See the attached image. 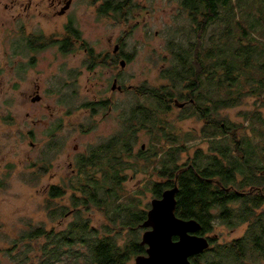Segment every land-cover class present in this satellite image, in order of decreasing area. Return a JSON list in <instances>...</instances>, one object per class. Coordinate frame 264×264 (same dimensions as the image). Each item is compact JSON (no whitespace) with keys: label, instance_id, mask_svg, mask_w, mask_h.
<instances>
[{"label":"trees","instance_id":"trees-1","mask_svg":"<svg viewBox=\"0 0 264 264\" xmlns=\"http://www.w3.org/2000/svg\"><path fill=\"white\" fill-rule=\"evenodd\" d=\"M179 1L188 13L195 38L188 40V46L172 41V62L161 73L168 83L159 88L136 87L135 95L140 101L121 113L117 134L78 154L74 161L76 174L49 187L45 204L48 217L61 218L72 211L75 220L59 232L48 230L43 224L22 231L7 248L17 264L28 261L31 243L41 238L45 244L40 248L39 264H55L67 252L66 248L75 245L86 252L77 250L70 254L82 258L83 264H131L135 256L144 254L145 246L141 245L138 232L149 205L141 204L139 190H126L124 183L129 171L135 174L151 171L162 179L144 181L153 197H160L164 189L176 183L175 214L198 221L201 226L198 234L211 232L215 221L231 228L247 225L243 237L215 244L193 257L192 264H242L245 259L264 256V116L258 110L249 113L246 120L251 125L247 126L218 118L220 109L237 106L247 94L264 98V46L260 47L249 32L259 24L264 28V0H253V4H261L259 13L249 0ZM132 6V0H105L102 12L127 17ZM237 12L243 21L236 19ZM250 16L256 22L248 23L246 29L243 22ZM221 18L227 19L226 24L234 21L235 34H230L227 28L224 40L205 46L203 38L208 27ZM38 41L32 40L27 48L37 50L48 44ZM186 89L192 92L194 102L188 105L189 110H181L180 119L197 116L203 120L201 136L208 147L207 152L197 147L187 161L180 163L181 153L188 148L177 144L178 134L166 131L169 123L164 116L170 112L174 99L182 100L181 92ZM248 129L252 136L243 132ZM142 130L158 138L136 152L133 147L137 133ZM259 137L260 147L252 142ZM161 139L169 140L170 144L159 145L163 143ZM49 145L50 150L59 149L58 143ZM68 189L69 206L54 204V199L62 197ZM91 208L102 211L107 219L102 232L84 217ZM20 244L26 248L14 254Z\"/></svg>","mask_w":264,"mask_h":264},{"label":"rangeland","instance_id":"rangeland-1","mask_svg":"<svg viewBox=\"0 0 264 264\" xmlns=\"http://www.w3.org/2000/svg\"><path fill=\"white\" fill-rule=\"evenodd\" d=\"M75 1L73 26L83 39L79 48L86 46L98 54L99 50L111 49L115 37L123 35L125 38L127 48L124 53L131 59L126 60L124 67L119 62L113 67L119 75L114 91L110 89L112 71L98 65V59H95L97 63H92L91 54L86 50H59L55 41L64 36L66 17L51 14L47 0H0V264H17L7 248L22 231L43 224L48 230L59 232L75 220L71 211L61 218L48 217L45 204L49 187L62 184L76 173L73 162L78 154L117 134L121 113L140 101L135 95L138 87L159 88L168 83L161 77V69L172 61L170 42L181 41L188 46L187 40L195 38L188 13L179 0H132L137 9L123 24L108 16H100L96 12L95 0ZM249 1L259 13L260 2L253 4V0ZM254 18L250 16L243 26L249 28V24L256 22ZM236 19L244 20L240 12H237ZM226 21V18H221L208 27L203 38L205 46H214L216 40H224L222 36L227 28H230V34H235L234 21L229 20L228 24ZM249 32L263 47L264 28L259 24ZM28 36L41 44H48L41 49L30 50L25 41ZM110 38L113 39L111 42ZM21 41L23 43L19 44ZM133 48L135 52H130ZM16 52L25 54L17 55ZM20 62L24 63V69L18 71ZM260 62H263L262 58ZM117 85L125 86V91H117ZM129 86L137 88L129 89ZM249 88L250 85L244 90ZM102 98L116 102L110 105L113 106L111 110L108 105L85 106ZM94 106L97 111L90 108ZM171 108L164 116L169 123L166 131L178 134L177 144L188 148L181 153L179 162L187 161L197 147L207 152L208 143L201 136L203 120L197 116L180 119L183 112L173 104ZM255 110L264 116V98L247 94L237 106L220 109L218 118L247 126L251 121L246 117ZM243 132L252 136L250 129ZM137 135V143L133 147L136 152L143 144L145 149L158 138L147 130ZM252 142L254 145L258 143L259 147L262 144L260 137L253 138ZM56 143L59 149H48L49 144ZM164 144H170L169 140L159 143ZM155 148L158 150L157 146ZM128 174L129 178L124 183L126 190H139L141 194L137 196L141 204L150 207L154 197L144 181L160 182L162 179L151 171L136 174L129 171ZM70 194L68 189L62 197L54 199V204L69 206ZM84 217L101 232L102 226L107 224L103 212L96 208L85 212ZM245 228V225L231 228L215 221L213 231L206 235L213 237L216 244H224L243 235ZM113 232L116 233L117 229ZM143 232L141 227L138 232L140 240ZM44 244L43 238L31 243L25 264H39L42 259L40 248ZM25 248L20 244L14 254ZM65 250L67 252L55 264H83V259L73 257L70 251L86 252L85 248L75 245ZM131 264H134L133 259ZM242 264H264V257L245 259Z\"/></svg>","mask_w":264,"mask_h":264},{"label":"water","instance_id":"water-1","mask_svg":"<svg viewBox=\"0 0 264 264\" xmlns=\"http://www.w3.org/2000/svg\"><path fill=\"white\" fill-rule=\"evenodd\" d=\"M141 147L144 149V144ZM177 192L175 183L150 201L146 219L140 225L144 228L140 243L145 253L135 256L134 264H192L193 257L209 248L208 238L197 234L201 227L198 221L176 216Z\"/></svg>","mask_w":264,"mask_h":264},{"label":"flooded vegetation","instance_id":"flooded-vegetation-1","mask_svg":"<svg viewBox=\"0 0 264 264\" xmlns=\"http://www.w3.org/2000/svg\"><path fill=\"white\" fill-rule=\"evenodd\" d=\"M47 1L49 2L48 8H49V11L51 12V14L53 13V15L66 17L64 36L62 38H58V39L56 38V41H55L56 42L55 44H57V46L59 47V50L61 52H70V51H73L74 49H76V50L82 49L83 51L86 50V52L91 54L90 59H91L92 63H97V62H95V59H98L99 60L98 65H101L102 67L107 68L108 70L112 71V74H111L112 82L110 84V86H111L110 89H111V91H114L115 90L114 84L115 83L118 84L119 75H118V73H115L113 71V67L115 68V66H117L118 62H119L121 67H124L126 64V60L131 59L130 55H127L124 53V52H126L127 45L124 42L125 38L123 37V35L117 36L114 38V46L111 49H109V50L106 49V51L99 50L98 54L95 53L96 51H94L91 48H87L86 46L79 48L80 45L82 46L83 39L81 38L80 32L76 28H74V26H73L74 25L73 14H74L75 9H76V1L75 0H47ZM104 3H105V0H95V5H97L96 6V12H98V14L100 16H108L114 20L116 19L118 23H122V24L127 23V21L129 20V15L132 14L135 9H137V6L134 5L133 1H132L133 6L130 8L131 10L128 12L127 17H120L119 14H117L116 12H112V11H108L107 13L102 12V8H103L102 6ZM140 14H141V12L138 13V15H140ZM134 17H135V15H134ZM22 31H24V28H22ZM32 39L30 36H28L27 40L25 39V41H27L29 43L32 41ZM112 40H113L112 38L109 39L110 42ZM62 41H66V44L61 43ZM22 43H23V41L19 42V44H22ZM77 44H79V45H77ZM188 44H189V42H188ZM172 45L173 44L171 41L170 42L171 52H169V54L172 56V59H173ZM30 50H32V49H30ZM101 52H105V53H101ZM130 52H135L134 48H133V51H130ZM16 54L17 55H24L25 53L24 52H16ZM122 63H123V65H122ZM92 66H93V64L91 65V67ZM17 68L20 69L18 71H21L22 69H24V63L20 62V64H18ZM166 68L167 67L162 68L161 71H163ZM117 87H118L117 91H120V92L125 91V86L117 85ZM134 88H136V86H129V89H134ZM181 93L183 95L182 100L178 101L177 99H174V102L172 104L174 106L178 107L180 110H183L184 108H186L185 111L189 110L190 107L188 105H190V103L194 102V99L192 97V92L186 89V90H183ZM175 101H178L179 103H182L183 105L180 107V106L176 105ZM114 103H116V102L114 100H112L111 98H105V99L102 98L95 103L90 102L89 105L102 104L104 107L106 105L110 106ZM95 107L96 106L90 107V108L93 111H97V109ZM112 107L113 106H110L108 108L111 110ZM170 109H172V108H170ZM141 149H142V147H141ZM74 161H75V159H74ZM75 170H74V172H75ZM74 174H76V173H74ZM245 226H246L245 231H244L243 235H241L240 237H243L246 233L247 225H245ZM213 229H212V231H213ZM199 235H201V234H199ZM204 236H206L209 240V243H210L209 248H212V246H214L216 244V242L214 241V238L210 237L206 234ZM240 237H238L237 239H239ZM234 240H236V239H234ZM262 257H264V256H262ZM262 257H259V259Z\"/></svg>","mask_w":264,"mask_h":264}]
</instances>
